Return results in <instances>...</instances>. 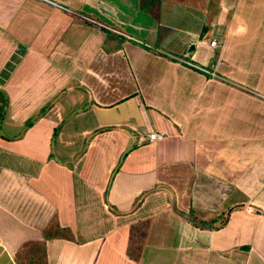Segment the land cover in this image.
<instances>
[{
  "label": "crops",
  "instance_id": "crops-1",
  "mask_svg": "<svg viewBox=\"0 0 264 264\" xmlns=\"http://www.w3.org/2000/svg\"><path fill=\"white\" fill-rule=\"evenodd\" d=\"M158 9L0 0V264H264V0Z\"/></svg>",
  "mask_w": 264,
  "mask_h": 264
},
{
  "label": "trees",
  "instance_id": "trees-1",
  "mask_svg": "<svg viewBox=\"0 0 264 264\" xmlns=\"http://www.w3.org/2000/svg\"><path fill=\"white\" fill-rule=\"evenodd\" d=\"M139 7L149 12L155 19L158 18V7L159 0H139ZM8 99L6 94L0 90V122L4 116L5 108L7 106ZM44 111V107L40 109L39 113ZM34 117H30L25 125H29ZM225 221L222 220L220 224H223ZM203 222V224H205ZM144 221L135 223L130 230V241L127 247V253L134 259H138L140 255L142 236L144 232ZM44 239L54 238V237H70V230L64 227H61L58 222L51 220L42 231ZM22 248H28L26 251L21 250L17 254V259L19 264H45L44 263V242H36L31 244V242L26 243Z\"/></svg>",
  "mask_w": 264,
  "mask_h": 264
},
{
  "label": "built area",
  "instance_id": "built-area-1",
  "mask_svg": "<svg viewBox=\"0 0 264 264\" xmlns=\"http://www.w3.org/2000/svg\"><path fill=\"white\" fill-rule=\"evenodd\" d=\"M113 30H115V29H113ZM116 31H118V30H116ZM119 32H120V31H119ZM126 36H128V35H126ZM128 37H130V36H128ZM130 38H133V37H130ZM133 39H135L137 42H141V43H143V41L140 40V39H136V38H133ZM144 44L148 45V43H144ZM209 44H210V46H212V47H213V46H217V45H218V41H217L216 39H212V40H210ZM148 46H149V45H148ZM176 59L185 62L187 65L192 66V67L198 69L199 71H201V72H203V73H207V74H209V75H211V76H215V73H214L212 70L208 69L206 66L199 65V64H195V63H193V62H191V61H189V60H186V59H180V58H176ZM165 135H166V134H165L164 131H156V130H152V131H150V132L147 134V138H148L150 141H155V140H161V139H163Z\"/></svg>",
  "mask_w": 264,
  "mask_h": 264
},
{
  "label": "rangeland",
  "instance_id": "rangeland-1",
  "mask_svg": "<svg viewBox=\"0 0 264 264\" xmlns=\"http://www.w3.org/2000/svg\"><path fill=\"white\" fill-rule=\"evenodd\" d=\"M85 19H86L88 22L102 25V23H101L100 21H97L96 19H94V18H92V17H88V16H86ZM141 236H142V234H141Z\"/></svg>",
  "mask_w": 264,
  "mask_h": 264
},
{
  "label": "clouds",
  "instance_id": "clouds-1",
  "mask_svg": "<svg viewBox=\"0 0 264 264\" xmlns=\"http://www.w3.org/2000/svg\"><path fill=\"white\" fill-rule=\"evenodd\" d=\"M244 31H246V29H244V28H240V29H239V32H240V33H243Z\"/></svg>",
  "mask_w": 264,
  "mask_h": 264
}]
</instances>
